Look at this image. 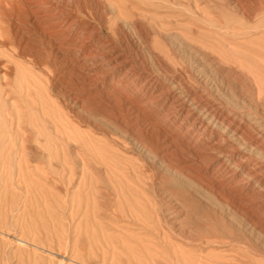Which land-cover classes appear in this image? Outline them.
Listing matches in <instances>:
<instances>
[{"label":"rangeland","instance_id":"obj_1","mask_svg":"<svg viewBox=\"0 0 264 264\" xmlns=\"http://www.w3.org/2000/svg\"><path fill=\"white\" fill-rule=\"evenodd\" d=\"M0 0V264H264V0Z\"/></svg>","mask_w":264,"mask_h":264},{"label":"bare ground","instance_id":"obj_2","mask_svg":"<svg viewBox=\"0 0 264 264\" xmlns=\"http://www.w3.org/2000/svg\"><path fill=\"white\" fill-rule=\"evenodd\" d=\"M47 3H45V1H41V4L38 5V8H37V11H38V14L40 15L39 17V20H40V23L42 25L38 27V30H45L47 29V17H48V11H47ZM47 27V28H46Z\"/></svg>","mask_w":264,"mask_h":264}]
</instances>
